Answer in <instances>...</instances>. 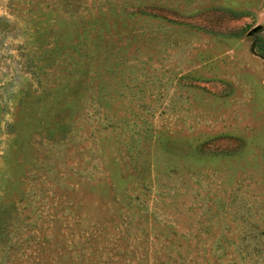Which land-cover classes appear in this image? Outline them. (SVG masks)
<instances>
[{
  "label": "rangeland",
  "instance_id": "1",
  "mask_svg": "<svg viewBox=\"0 0 264 264\" xmlns=\"http://www.w3.org/2000/svg\"><path fill=\"white\" fill-rule=\"evenodd\" d=\"M264 0H0V264H264Z\"/></svg>",
  "mask_w": 264,
  "mask_h": 264
},
{
  "label": "trees",
  "instance_id": "2",
  "mask_svg": "<svg viewBox=\"0 0 264 264\" xmlns=\"http://www.w3.org/2000/svg\"><path fill=\"white\" fill-rule=\"evenodd\" d=\"M254 42L262 55H264V38L255 37Z\"/></svg>",
  "mask_w": 264,
  "mask_h": 264
}]
</instances>
